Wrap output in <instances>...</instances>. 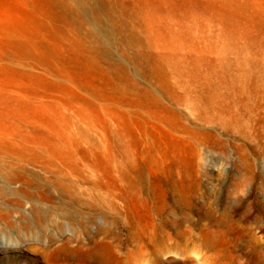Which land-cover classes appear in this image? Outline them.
I'll return each mask as SVG.
<instances>
[{
  "label": "rangeland",
  "instance_id": "rangeland-1",
  "mask_svg": "<svg viewBox=\"0 0 264 264\" xmlns=\"http://www.w3.org/2000/svg\"><path fill=\"white\" fill-rule=\"evenodd\" d=\"M242 76L264 79V0H0V157L100 184L23 238L0 217V264H264V113L199 104Z\"/></svg>",
  "mask_w": 264,
  "mask_h": 264
},
{
  "label": "bare ground",
  "instance_id": "bare-ground-1",
  "mask_svg": "<svg viewBox=\"0 0 264 264\" xmlns=\"http://www.w3.org/2000/svg\"><path fill=\"white\" fill-rule=\"evenodd\" d=\"M209 86L211 85L209 84ZM205 87L204 85L201 87L202 93L199 95L201 110L207 111L212 108L215 113H228L235 129L241 128L247 132L250 131L253 127V118L259 116L260 113H264V79H252L247 76L220 77L213 83V89L210 88L213 93L212 96L204 95ZM155 102L158 103L159 101L155 100ZM254 109L256 112L252 111ZM219 119L223 120V118ZM254 138L262 143L259 149L264 150V134L261 132L255 133ZM126 161L124 159L122 161L124 178L128 171ZM29 167H37L39 170L35 171L29 169ZM87 168H90V166L85 159L0 157V217L10 221L9 214L14 212L25 231L21 238L34 227L42 228L46 224L56 225L57 215L68 217L71 214L67 209L69 202L65 199L76 196L77 192L74 190L76 181L90 184L92 188L100 187L99 182L94 181L92 178L91 172L87 173ZM94 196L96 200L104 198L99 191ZM24 200L29 202L30 213L23 210ZM2 208L6 211H2ZM57 210L60 212H56ZM11 249L13 247L9 244L0 247V250L3 251Z\"/></svg>",
  "mask_w": 264,
  "mask_h": 264
}]
</instances>
